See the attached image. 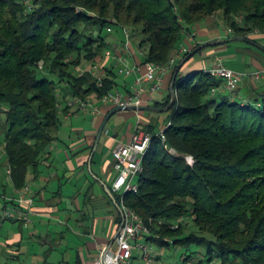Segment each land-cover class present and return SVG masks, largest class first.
<instances>
[{"label": "trees", "instance_id": "obj_1", "mask_svg": "<svg viewBox=\"0 0 264 264\" xmlns=\"http://www.w3.org/2000/svg\"><path fill=\"white\" fill-rule=\"evenodd\" d=\"M218 13L237 36H264V0H0V238L6 245L15 243L2 233L4 224L23 231L24 223L3 212L19 209L15 192L47 169L62 114L74 109L69 103L100 105L126 86L114 66L101 65L111 48L108 35L125 41L124 28L130 30L144 64L181 63L191 54L181 48L192 27ZM258 84L241 97L240 88L226 91L207 71H180L165 124L159 127L164 113L145 111L152 121L144 129L154 138L139 190L115 197L141 216L147 239L159 248L197 244L207 255L200 264H264V83ZM171 100L168 92L154 105Z\"/></svg>", "mask_w": 264, "mask_h": 264}, {"label": "crops", "instance_id": "obj_2", "mask_svg": "<svg viewBox=\"0 0 264 264\" xmlns=\"http://www.w3.org/2000/svg\"><path fill=\"white\" fill-rule=\"evenodd\" d=\"M219 22L226 25L223 20ZM219 22L211 19L192 27L196 37L191 52L198 44L226 38L219 32ZM115 34L118 33L110 35V49L121 46L122 50L111 57L105 53L101 65L107 68L114 66L116 71L126 67H140L144 72L145 64L138 45L133 41L132 46L126 49L124 36ZM250 37L252 39H247L248 41L240 40L246 42L245 46L230 42L203 49L199 58L197 53L183 65L182 75L190 68H196L197 72L210 69L217 56L222 57L229 68L239 72L254 73L264 69V62L250 53V49H253L250 46L257 47L260 43L264 47V36L252 34ZM254 37H257L256 41L253 40ZM178 63L177 58L176 65L179 66L181 63ZM119 75L122 83L126 84L125 87L120 86L119 90L130 93L141 73L134 72L126 76L119 72ZM173 80L174 75L170 72L165 76L163 89L156 96V100L147 106H155L156 101L163 100L171 92ZM259 82H264V77L260 80L247 77L241 84L240 96L244 97L245 88L259 86ZM114 108L111 105L102 106L97 115L76 113L74 109L62 114L64 130L60 131V140L54 144L53 155L45 164L47 169L39 180L29 185V196L34 199L36 215L32 224L24 226L23 231L18 224H4L2 233L6 235L8 232L9 242L15 245H6L4 237L0 238V264H88L102 257L105 248L113 243L121 226L119 217L123 222L121 205L114 202L113 206L110 201L112 198L106 191V186L112 190V184L117 177L113 150L119 143L132 141L139 120L144 125L152 121L151 116L143 111H123L115 114L104 130L90 166L99 129ZM167 117L166 113L159 117V127L165 124ZM73 118L78 120L66 126V122ZM111 122L115 128L109 127ZM3 155L0 151V158H4ZM139 252L136 249L133 251L132 264H142Z\"/></svg>", "mask_w": 264, "mask_h": 264}, {"label": "built area", "instance_id": "obj_3", "mask_svg": "<svg viewBox=\"0 0 264 264\" xmlns=\"http://www.w3.org/2000/svg\"><path fill=\"white\" fill-rule=\"evenodd\" d=\"M111 32L112 29H109ZM126 49L132 46V34L130 30L124 28ZM195 33L187 34L186 43L181 48V54L184 55L190 52L193 48L195 40ZM191 47V48H190ZM121 46H115L114 49L106 51V56L111 57L117 52H121ZM123 62V59H120ZM176 60L172 59L168 65L160 66L154 63H146L145 71L142 68H121L119 72L126 76L132 73H141L137 77L135 87L130 93H123L120 90H115L105 95L100 105L94 100H75L69 105L83 113H90L97 115L101 112L102 106L111 105L114 107H143L147 106L150 102L156 100V96L163 89L164 78L167 74L175 69ZM103 67V66H102ZM100 67H95L94 74L102 81L105 77L104 71L98 70ZM103 70V69H102ZM209 74L224 82V89L226 91L235 92L240 87L242 82L250 77L253 80H260L264 77V69L254 73H243L229 68L224 59L220 56L215 58L214 64L208 70ZM159 136L166 141L165 129H163ZM153 135L147 132L141 125H139L133 135L130 143H119L113 150V158L115 160V169L117 177L112 184V192L116 195L124 196L127 193H137L139 190L138 177L143 171V160L149 151ZM0 151L3 152V147L0 144ZM189 162L193 163V159L189 158ZM11 171L8 170V175ZM30 186L22 190H17L16 198H13L20 204L19 209L7 208L3 212L4 219H14L24 223L25 227L32 224L33 218L36 215V207L34 199L29 196ZM12 198H8L12 200ZM124 217L123 226L119 230V234L113 242L112 247L109 249L105 261L102 257L88 264H132L133 251L139 250L141 252V259L143 264H166L158 254L154 251L151 243L146 240L150 234L145 222L141 216L134 210L128 208L124 202L121 204ZM121 227V226H120ZM216 264V262H213Z\"/></svg>", "mask_w": 264, "mask_h": 264}, {"label": "rangeland", "instance_id": "obj_4", "mask_svg": "<svg viewBox=\"0 0 264 264\" xmlns=\"http://www.w3.org/2000/svg\"><path fill=\"white\" fill-rule=\"evenodd\" d=\"M213 20H215L217 22L223 20L225 22V20L222 18V13H218L216 15V17L213 18ZM218 26H219L218 28H219V32L221 33V35H224L226 37V38H224V40H227V39H230V38L239 37L227 25H223L222 22H219ZM115 35L117 36L118 34H115ZM110 37L111 36L108 35V40L111 41ZM250 39H252V38L250 37ZM256 39H257V37L253 38V40H255V41H256ZM232 44H236L238 46H242V45L245 46L246 42L234 41V42H232ZM250 47H252L253 49H250L251 52L250 51L249 52L255 58H257L258 60L264 62V47H263V45L262 44H258L257 47H254V46H250ZM239 50L244 51L242 49H239ZM197 58H199V54H198ZM229 63H233V62H229ZM195 69L196 68H190V69L184 71L183 75L190 76L193 73L197 72ZM100 71H101V69H99L97 73H99ZM74 110L76 111V113L80 112L77 109H74ZM77 120H78V118L71 119L70 121L66 122L67 123L66 126H69L72 122H76ZM139 122H140L139 125H141L143 128L146 126V125L143 124L144 123L143 121L139 120ZM160 125H161V123H160ZM1 126H2V123H0V127ZM109 127L113 128L114 127V123L111 122L109 124ZM61 130H64V128L62 129V125H61ZM2 136H3V132L0 129V141L2 140ZM64 141H68V140L64 139ZM3 171H6V168H4ZM151 246L154 249V251L158 252V254L160 255L161 259L166 264H200L201 261H203V260L206 261V259H207L205 247L199 246L197 244H191L190 246L173 245L171 248H163V249L159 248L155 243L154 244L151 243ZM139 253L141 255V252H139ZM188 256H190L189 257L190 259L186 260L188 258ZM141 263L143 264L142 261H141ZM205 264H215V263H213V262H205ZM216 264H219V263L216 261Z\"/></svg>", "mask_w": 264, "mask_h": 264}, {"label": "water", "instance_id": "obj_5", "mask_svg": "<svg viewBox=\"0 0 264 264\" xmlns=\"http://www.w3.org/2000/svg\"><path fill=\"white\" fill-rule=\"evenodd\" d=\"M248 41L247 39L245 38H242V37H236V38H230V39H227V40H213V41H209V42H206L202 45H200L199 47H197L195 50H193L190 54V56H188L176 69L175 71V74H174V80H173V83H172V86H171V95H172V100L170 102V104L167 106V107H163V108H160V107H157V106H143V107H136V106H130V107H121V106H118V107H115L105 118L102 126L100 127L99 129V132L97 134V139H96V145L94 147V151L92 153V156H91V159H90V166L92 164V160H93V157L95 155V152L97 151V148L99 146V143H100V140L103 136V133H104V130L106 129V126L108 125L110 119L117 113L119 112H123V111H151V112H158V113H165V112H168L176 103L177 101V92H176V89H175V81L183 67V65L193 56H195L199 51L205 49V48H208V47H212V46H215V45H219V44H224V43H230V42H234V41ZM106 191L108 193V195L112 198V200L115 202V204L118 205V201L115 197V194L112 192L111 188L109 186H106ZM120 210L122 212V215L124 217V213H123V210L122 208L120 207ZM123 226V222L121 224V227L119 228V230L122 228ZM119 230L118 232L116 233L114 239H113V242L114 240L116 239V237L118 236L119 234ZM113 243L110 244L109 246H107L103 252V255H102V260L105 261V258H106V255L109 251V249L112 247Z\"/></svg>", "mask_w": 264, "mask_h": 264}]
</instances>
